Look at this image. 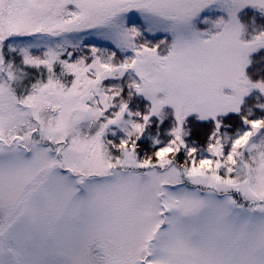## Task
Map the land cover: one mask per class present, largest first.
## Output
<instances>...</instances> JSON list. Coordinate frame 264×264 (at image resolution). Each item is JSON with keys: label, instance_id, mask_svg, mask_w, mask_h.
Segmentation results:
<instances>
[{"label": "snow or ice", "instance_id": "snow-or-ice-1", "mask_svg": "<svg viewBox=\"0 0 264 264\" xmlns=\"http://www.w3.org/2000/svg\"><path fill=\"white\" fill-rule=\"evenodd\" d=\"M0 264H264V0H0Z\"/></svg>", "mask_w": 264, "mask_h": 264}, {"label": "rangeland", "instance_id": "rangeland-1", "mask_svg": "<svg viewBox=\"0 0 264 264\" xmlns=\"http://www.w3.org/2000/svg\"><path fill=\"white\" fill-rule=\"evenodd\" d=\"M102 46H105V47H107L108 45H107V44H103V43H102Z\"/></svg>", "mask_w": 264, "mask_h": 264}]
</instances>
